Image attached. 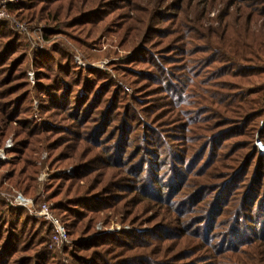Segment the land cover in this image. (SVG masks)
Listing matches in <instances>:
<instances>
[{
    "label": "trees",
    "instance_id": "16d2710c",
    "mask_svg": "<svg viewBox=\"0 0 264 264\" xmlns=\"http://www.w3.org/2000/svg\"><path fill=\"white\" fill-rule=\"evenodd\" d=\"M159 1L136 26L145 9L130 0L7 4L19 21L44 23L45 38L60 33L80 49L100 31L119 34L120 46L133 37L132 54L111 64L133 91L79 70L60 43L33 52L38 120L21 37L0 21V139L13 129L15 140L0 188L35 196L40 144L51 167L74 169L44 185L72 244H55L51 225L0 199V264H264V154L252 140L264 145V32L231 29L228 12L214 31L193 0ZM243 2L246 26L264 17V0ZM101 212L151 228L96 231L108 221Z\"/></svg>",
    "mask_w": 264,
    "mask_h": 264
},
{
    "label": "rangeland",
    "instance_id": "374dc122",
    "mask_svg": "<svg viewBox=\"0 0 264 264\" xmlns=\"http://www.w3.org/2000/svg\"><path fill=\"white\" fill-rule=\"evenodd\" d=\"M9 0H0V7L4 2H8ZM17 0H14L13 2H10L9 4L16 3ZM192 1V0H191ZM212 1V9L207 10V4L208 2ZM247 2V0H244ZM130 2H133V7L136 9L137 5H141L145 9L144 13L141 14L142 20L138 21L136 19L137 15L135 14L134 21L132 26L140 25L148 20V15L152 14L151 9L164 5L165 3L157 2V0H130ZM167 3L174 6L173 2H170L167 0ZM131 4V3H130ZM194 7L201 12H207L208 18L212 19L210 21H206L207 18L203 22L204 27H213L214 31L218 30L217 21L224 20L226 18V14H235V21L228 17L227 20L230 23V28L235 29L237 27H240L241 25L243 28H245L244 34L250 33L251 31H260L262 30L264 32V17L256 16L252 19H249L247 21V25L244 24L245 22V16L244 12H242L241 8L245 6V3L243 2L242 5H240L239 0H193ZM162 8V7H161ZM226 8V10H225ZM177 10L183 11V12H190L189 4L182 3L179 5ZM251 10V9H250ZM5 14L0 18V21L6 22L13 30L14 32L21 37V42L24 45L23 48L25 49L26 57H27V70H26V77H27V84H28V90L31 92L32 100H31V109L33 116L38 118V120L42 121L43 118L39 115V101L36 98L35 95V88H36V79H35V69L34 65L32 64V56L34 51H42L43 49L49 50L52 48H55L57 44H63L66 47L70 49L73 56V62L76 67L79 68V70L87 71L88 69H98L103 70L107 72L110 76L115 78L119 83V85L124 86L125 91H127L128 94L132 93V86L128 84H123L122 81H119L115 70L112 68L111 64L115 62L117 59L120 58H126L129 57L130 54H132L133 46L130 44L133 41V37L131 42L127 41L126 44H123L122 46L119 45L120 43V36L119 34L110 33L108 34L106 32H99L97 34V37L99 39L97 41H87L84 48L80 49L76 47V45L73 44V42L69 41L66 36L62 34L53 35L49 39L45 38L44 31L46 29V26L44 23H26L23 21H19L14 14H11L8 12L7 5L4 8ZM134 12V11H133ZM132 10L129 11V14H133ZM179 12V11H178ZM255 13V9L251 10V13ZM175 16L177 12L175 13ZM178 15V14H177ZM256 15V14H255ZM53 26V25H52ZM242 28V29H243ZM249 29V30H248ZM132 33V36L136 34L135 29L130 30ZM246 39V38H245ZM93 40V39H92ZM135 44V43H134ZM84 46V45H83ZM85 49V52L84 50ZM255 82V81H253ZM138 90L145 89V85H142L139 87ZM17 127V122H13L11 124V128ZM3 131V126L0 123V133ZM14 130L10 129L8 134L4 139H0V154H3V157H5V160L0 159V163H4L7 161H10L11 159L15 158L14 153H12V148L14 147ZM255 139V140H254ZM253 143L256 146V142H261L256 135V132L254 133V137L252 138ZM14 142V143H13ZM263 145V144H262ZM264 147V145H263ZM40 152L37 151V153L33 154L34 161L37 165L41 166V170L38 172L37 178H36V185L38 186V191L36 192L35 196L33 197H27L21 192L20 190L10 187L8 183H5L0 188V193L3 194H14V193H20L26 198H31L34 201L35 206L42 201H46L50 204H53L52 212L54 216L59 220V222L63 225L65 228V225L61 221L59 216L55 215L54 208L55 205L53 201L47 199V193L44 189V185L48 182V180L52 176H60L62 174H66L69 176L73 175V167L68 166L64 169L62 168H54L50 166L49 163V154L47 152V149L45 148V145L40 144L39 145ZM259 150V149H258ZM262 154H264V150L260 151ZM70 165V164H69ZM0 172H6V169H0ZM9 189V190H7ZM4 192H11V193H4ZM26 211V210H25ZM27 212V211H26ZM28 213V212H27ZM29 214V213H28ZM30 215V214H29ZM150 215V214H148ZM31 216V215H30ZM32 217V216H31ZM106 217L108 218L107 223H105L104 220H99L95 223V230L96 231H104L105 233H113V232H121V233H127L129 231H134L137 233H144L148 232L151 228L150 222L142 221L143 223L140 225H133L132 222L126 220L121 222L120 216H115L111 214V212H101L99 214V218ZM33 218V217H32ZM34 219V218H33ZM36 220V219H35ZM40 222L39 220H36ZM41 223V222H40ZM46 223V222H42ZM49 224V223H46ZM50 225V224H49ZM66 232V228H65ZM92 236V235H91ZM89 236V237H91ZM180 238V236H179ZM66 241L64 243H68V238L66 235ZM178 242V239H177ZM72 242L69 241L67 244L68 246L71 245ZM182 244H180L181 246ZM59 246V245H56Z\"/></svg>",
    "mask_w": 264,
    "mask_h": 264
},
{
    "label": "built area",
    "instance_id": "2783aa9c",
    "mask_svg": "<svg viewBox=\"0 0 264 264\" xmlns=\"http://www.w3.org/2000/svg\"><path fill=\"white\" fill-rule=\"evenodd\" d=\"M14 0H9L4 2L0 7V18L5 14V6L13 2ZM256 147L259 151L264 150V147L261 142H256ZM0 159L5 160L3 154H0ZM0 199L5 200L12 209H24L26 210L34 219L39 220L40 222L49 223L53 228L52 240L55 244L63 243L66 240V232L63 225L59 220L54 216L52 212L53 204H50L46 201L39 202L36 206L34 201L31 198H26L20 193L14 194H3L0 193Z\"/></svg>",
    "mask_w": 264,
    "mask_h": 264
}]
</instances>
